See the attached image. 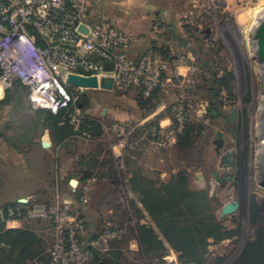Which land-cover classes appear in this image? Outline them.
<instances>
[{"label":"rangeland","instance_id":"1","mask_svg":"<svg viewBox=\"0 0 264 264\" xmlns=\"http://www.w3.org/2000/svg\"><path fill=\"white\" fill-rule=\"evenodd\" d=\"M90 1L153 16L163 85L148 102L77 88L62 139L22 84L3 88L0 231L22 235L0 233V264H55L59 245L58 264H264V0Z\"/></svg>","mask_w":264,"mask_h":264},{"label":"built area","instance_id":"2","mask_svg":"<svg viewBox=\"0 0 264 264\" xmlns=\"http://www.w3.org/2000/svg\"><path fill=\"white\" fill-rule=\"evenodd\" d=\"M138 42L116 21L93 16L90 0H0V87L21 82L33 108L55 115L73 108L82 89L67 83L71 76L111 77L114 92L149 98L163 85L167 64L152 48L129 57ZM66 247L68 256L77 253L72 240ZM63 252L59 245L53 263Z\"/></svg>","mask_w":264,"mask_h":264},{"label":"crops","instance_id":"3","mask_svg":"<svg viewBox=\"0 0 264 264\" xmlns=\"http://www.w3.org/2000/svg\"><path fill=\"white\" fill-rule=\"evenodd\" d=\"M116 22L118 23V26L122 31L126 32L127 34L136 36L139 40V42L136 45L132 46L129 49L128 51L129 57L138 59L148 49L152 48L151 45L154 43V38L152 37L151 33L155 22L153 16L146 14L139 16L138 18L122 17L117 19ZM44 139H49V138L44 136ZM40 146H41L40 152H42L44 157L48 153H50L48 145L42 144Z\"/></svg>","mask_w":264,"mask_h":264},{"label":"water","instance_id":"4","mask_svg":"<svg viewBox=\"0 0 264 264\" xmlns=\"http://www.w3.org/2000/svg\"><path fill=\"white\" fill-rule=\"evenodd\" d=\"M256 42L258 47V54L259 56L264 55V22L259 26L257 32H256ZM67 83L69 85L84 88V89H94V90H101L106 92H112L113 91V79L111 77H104L98 81L96 78H84V77H78V76H71ZM106 112V111H104ZM234 118V112H232L231 119ZM70 185L72 187H77L78 181L72 180L70 182ZM24 202V201H20ZM233 207L229 205L225 212L232 211ZM106 264V263H104Z\"/></svg>","mask_w":264,"mask_h":264},{"label":"trees","instance_id":"5","mask_svg":"<svg viewBox=\"0 0 264 264\" xmlns=\"http://www.w3.org/2000/svg\"><path fill=\"white\" fill-rule=\"evenodd\" d=\"M91 4L92 3L90 1V10H91V14L93 15V10L97 9L98 8V5H95V4H92L91 5ZM18 83L22 84L21 82H18ZM22 86L24 88H26L25 85L22 84ZM151 98H152L151 96L149 98H144L140 94L141 101L143 100V101L148 102V101L151 100ZM10 101H11V95L9 93L5 92L2 87H0V106H7V105H9L10 104ZM71 114H72V110H67V111L60 112V113H58L55 116L53 115V119L55 120V124L57 126L58 131H59L58 135H59L60 139L63 138V136L65 134L64 133V130L67 129V127H69V130L70 129L73 130V127H72L73 125L70 124V115ZM5 220L6 221L7 220H14V218L11 217V216L6 215ZM150 232H151V230H148V233H150ZM0 233L2 234V236L14 233L15 235H17V238H16L17 241L20 239L19 237L22 235V232L19 231V230L0 231ZM4 259H7V257L5 255H3V257H0V263H2L4 261ZM10 263H13V264H21L20 262H16V261L15 262H10Z\"/></svg>","mask_w":264,"mask_h":264}]
</instances>
